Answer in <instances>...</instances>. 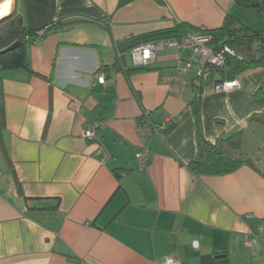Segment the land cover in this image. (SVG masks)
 I'll return each instance as SVG.
<instances>
[{
  "label": "crops",
  "instance_id": "crops-1",
  "mask_svg": "<svg viewBox=\"0 0 264 264\" xmlns=\"http://www.w3.org/2000/svg\"><path fill=\"white\" fill-rule=\"evenodd\" d=\"M161 1L17 0L27 26L47 29L26 46L30 70L0 72V264H264V66L233 80L209 72L197 99V67L178 70L192 48L169 46L133 72L123 47L181 41L229 16L247 25V8ZM227 81L239 88L218 93ZM95 122L93 143L84 133ZM237 132L252 164L191 170L199 136Z\"/></svg>",
  "mask_w": 264,
  "mask_h": 264
},
{
  "label": "trees",
  "instance_id": "trees-1",
  "mask_svg": "<svg viewBox=\"0 0 264 264\" xmlns=\"http://www.w3.org/2000/svg\"><path fill=\"white\" fill-rule=\"evenodd\" d=\"M132 0H121V5ZM162 2L161 0H159ZM236 3L247 9L257 10L264 19V0H236ZM8 16V15H7ZM47 28L36 30L30 28L23 21L18 7L7 19L0 21V72L14 69L30 70V62L26 46L34 40L41 38L40 32H46ZM212 35V45L220 50L228 47L234 54H227L224 68H213L212 71H220L224 79L233 80L239 74L260 66H264V31H255L242 23L238 18L229 16L224 25L214 31H208ZM46 33H44L45 35ZM43 35V36H44ZM152 38H140L128 40L123 45L124 51L139 46ZM20 46L14 50L8 49L14 44ZM124 53V52H123ZM148 66H134L133 72L148 70ZM201 96V88L196 94ZM196 113L199 112L198 102H193ZM259 119L264 124V115ZM4 124V109L0 107V125ZM199 134H200V128ZM243 145V134L237 132L226 139H219L215 143L208 142L199 136L198 155L189 165L197 175H225L238 170L243 165L252 164L250 158L239 154ZM211 260L204 259L203 264H210Z\"/></svg>",
  "mask_w": 264,
  "mask_h": 264
},
{
  "label": "built area",
  "instance_id": "built-area-1",
  "mask_svg": "<svg viewBox=\"0 0 264 264\" xmlns=\"http://www.w3.org/2000/svg\"><path fill=\"white\" fill-rule=\"evenodd\" d=\"M45 32H40L39 36L43 37ZM213 37L208 31L202 30L199 34L189 37L184 40L177 41H161V42H147L136 46L130 50L134 65L137 67H145L151 64L157 57V52L164 50L167 47H183L192 48L193 54L189 61H180L178 70L182 73L189 72L193 66L197 67V76L194 80L193 87L196 94L201 88V79L205 74L209 73L213 68H224L227 61V54H234V52L225 47V49H216L212 45ZM239 85L236 81L223 82L217 85L216 91L218 93L226 92L229 90H236ZM102 127L100 122H95L89 126L85 131L84 138L90 142L95 143L98 139V133ZM155 130V129H154ZM97 152L108 158L102 146H98ZM137 166L140 169L146 168L150 163V152L143 150L136 154ZM251 242H248L250 245ZM162 264H181L178 257L170 256L166 258Z\"/></svg>",
  "mask_w": 264,
  "mask_h": 264
},
{
  "label": "rangeland",
  "instance_id": "rangeland-1",
  "mask_svg": "<svg viewBox=\"0 0 264 264\" xmlns=\"http://www.w3.org/2000/svg\"><path fill=\"white\" fill-rule=\"evenodd\" d=\"M5 0H0V5L4 2ZM11 2L10 4V9H9V15L6 16L4 19H2L1 21L7 19L11 14H13L15 12V10H17V0H9ZM242 15H245L247 18L246 24L250 25V23H257L260 25L264 26V21L263 18L261 17L260 13L255 10V9H249V10H245V13H243ZM249 23V24H248Z\"/></svg>",
  "mask_w": 264,
  "mask_h": 264
},
{
  "label": "bare ground",
  "instance_id": "bare-ground-1",
  "mask_svg": "<svg viewBox=\"0 0 264 264\" xmlns=\"http://www.w3.org/2000/svg\"><path fill=\"white\" fill-rule=\"evenodd\" d=\"M9 9H10V1L5 0L1 5H0V19L6 17L9 15Z\"/></svg>",
  "mask_w": 264,
  "mask_h": 264
},
{
  "label": "water",
  "instance_id": "water-1",
  "mask_svg": "<svg viewBox=\"0 0 264 264\" xmlns=\"http://www.w3.org/2000/svg\"><path fill=\"white\" fill-rule=\"evenodd\" d=\"M4 18H5V17H4ZM4 18H1L0 21H1L2 19H4ZM19 46H20V43H16V44H14L12 47H10L8 50H9V51L14 50V49H16V48L19 47Z\"/></svg>",
  "mask_w": 264,
  "mask_h": 264
}]
</instances>
